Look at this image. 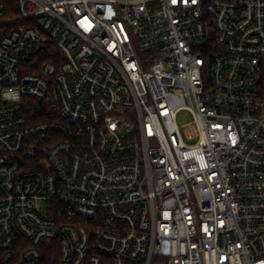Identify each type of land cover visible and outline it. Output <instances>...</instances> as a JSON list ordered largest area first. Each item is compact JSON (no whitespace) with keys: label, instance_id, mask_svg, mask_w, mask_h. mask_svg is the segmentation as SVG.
Here are the masks:
<instances>
[{"label":"built area","instance_id":"built-area-1","mask_svg":"<svg viewBox=\"0 0 264 264\" xmlns=\"http://www.w3.org/2000/svg\"><path fill=\"white\" fill-rule=\"evenodd\" d=\"M18 8L0 33V264H264V0Z\"/></svg>","mask_w":264,"mask_h":264},{"label":"trees","instance_id":"trees-1","mask_svg":"<svg viewBox=\"0 0 264 264\" xmlns=\"http://www.w3.org/2000/svg\"><path fill=\"white\" fill-rule=\"evenodd\" d=\"M5 7V15H4V22L0 24V33L1 32H8L11 29L18 26V24H9L7 23L9 18L11 19H17L20 11L18 8V0H0ZM20 25V24H19ZM58 263V252H46L45 258H44V264H56Z\"/></svg>","mask_w":264,"mask_h":264},{"label":"rangeland","instance_id":"rangeland-1","mask_svg":"<svg viewBox=\"0 0 264 264\" xmlns=\"http://www.w3.org/2000/svg\"><path fill=\"white\" fill-rule=\"evenodd\" d=\"M177 122L185 142L195 143L198 140V127L192 112L182 109L177 115Z\"/></svg>","mask_w":264,"mask_h":264}]
</instances>
